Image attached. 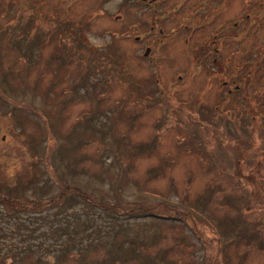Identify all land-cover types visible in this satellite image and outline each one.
<instances>
[{"label":"rangeland","instance_id":"obj_1","mask_svg":"<svg viewBox=\"0 0 264 264\" xmlns=\"http://www.w3.org/2000/svg\"><path fill=\"white\" fill-rule=\"evenodd\" d=\"M0 1V193L47 201L67 183L158 209L126 218L76 191L11 215L0 203V264H264L262 114L254 122L248 111H228L224 122L216 80L191 58L192 37L159 42L155 19L154 33L119 42L129 13H142L119 11L122 0ZM22 11L27 33L15 24ZM182 14L162 19L165 30ZM80 24L98 45L94 57L78 50ZM40 30L41 46L22 40ZM153 39L145 57L143 41ZM259 40L264 28L246 31L247 55L264 51ZM107 45L124 59L118 68L107 63ZM156 75L171 101L144 104L137 91L145 100L160 91Z\"/></svg>","mask_w":264,"mask_h":264},{"label":"flooded vegetation","instance_id":"obj_2","mask_svg":"<svg viewBox=\"0 0 264 264\" xmlns=\"http://www.w3.org/2000/svg\"><path fill=\"white\" fill-rule=\"evenodd\" d=\"M176 1L170 0L166 4L165 0H141L143 12H148L151 3L159 4L161 2L162 6L158 7V10L162 11L161 9L166 8L165 5L174 8ZM198 1L190 0L181 10L189 4L193 5L192 21L186 25V28L190 27L193 45L203 40L207 43V53L202 60L206 64L205 68L209 80L215 81L217 74V78H219L217 85L219 86L221 83L223 88L221 98L227 100L232 109H245L247 105L252 108H259L260 106L264 109V93L260 90V83L257 81L258 76H250L252 72L245 71V64L244 69H242L245 58L243 43L247 27L246 16L247 11L253 6L246 2L247 0H240V4L236 0ZM263 3L264 0L259 2V4ZM255 4L257 9L259 7L257 0H255ZM258 11H248L250 21L251 17L256 15ZM198 21L205 23L200 30L198 29ZM248 25L257 32L264 28L259 17L252 18ZM148 33L150 31L146 29L143 36L136 39H144ZM254 41L251 40L253 44ZM262 42L259 40V44Z\"/></svg>","mask_w":264,"mask_h":264},{"label":"trees","instance_id":"obj_3","mask_svg":"<svg viewBox=\"0 0 264 264\" xmlns=\"http://www.w3.org/2000/svg\"><path fill=\"white\" fill-rule=\"evenodd\" d=\"M165 2H166V4L169 3L168 0H165ZM11 4L12 3L9 2V5H11ZM1 5H3L2 1H0V6ZM161 6H162L161 2L159 4L158 3H155V4L151 3L148 12L146 14L142 13L143 17H142V20L140 18L141 25L139 27L138 32H140V31L141 32H145L146 29H148L150 31L149 18H151V17H152V20L154 18L155 19H159L158 23L160 25H163L162 28L165 27V25H164L165 21L163 23L162 19L166 18L165 14L169 11L170 6L165 5L166 8L165 9H161L162 11L158 12L157 8L161 7ZM21 14H22L23 17H21V16L19 17L17 23H15L16 27L18 25L23 27L26 24V22H27V15L24 14V11H22ZM180 19H178V22L176 21L174 23V25H172V26L178 28L179 25H180V21H181ZM46 20H48V14L47 15L45 14V16L43 17V20H42L41 23H37V25H35L36 29L39 30L41 28V26H43V21L45 22ZM129 24L131 25L130 22H129ZM26 28L23 29V31L25 30L24 33H27V29ZM124 28H126V27H124ZM124 28H122V29H124ZM9 30L11 31L12 29L9 28ZM33 39H34V42L36 40V43L39 46H41V44H43L42 40H44V42H45L47 37L45 36V38H43V34H41V30H40L39 35H38L37 38H34V35L32 34L26 39V41L28 43H30ZM80 40L82 41V43L79 41V43L76 44L77 47H78V50H80L81 52H84V53H88L91 57H94L96 55L95 51L97 50V47L96 46H90L89 47L88 44H87V39L85 37H82V38L80 37ZM117 40H119V42H121V41L123 42L122 38H118ZM21 44L23 45V43H21ZM148 45H149L148 41H143V48H145V46H148ZM31 47H38V46L34 43V46H31ZM105 54H106V57L109 59L107 63L112 64V66H114V68H118V66L120 65L119 62L124 61L122 56H118L113 51L112 46L109 47L107 50H105ZM112 54H114V55H112ZM253 54H254V52H251L249 55H247V54L246 55L251 57V56H253ZM90 60H88L87 62H89ZM103 67L105 69H107V68H110V65L106 64V65H103ZM134 82L137 83V81H135V80H134ZM154 92H156V91L155 90H151L150 93H154ZM262 112H264L263 108H262ZM138 113H140V112H138ZM252 113H254V112H252ZM126 138L127 137H123V135H121L119 140H126ZM142 146L144 147V144H141L140 148H143ZM250 177L254 178V180H255V174H254V176L250 175ZM63 185H65V187L63 188L61 193H59V194H57V195H55L53 197H50V199L47 200V201H44V199L35 198V197H31V198H28V199H23L21 197L17 198V199H15V197L8 198V197H6L4 195V192H1L0 193V203L3 204V206L8 210V212H9L8 214L11 215V214H17V213H19L21 211H27V210L28 211H34V209L35 210L36 209L40 210L43 207H49V206L52 207V205H54V204H56V203H58L60 201L59 199H61L64 196V194H66L67 192L76 191L83 198H85L87 201L92 202V203H94L95 205H98V206H103V207H105L104 209H108V210H112V211L116 210L120 215H124V217H127V218L134 217L135 215H142V214L147 215V213H149V215H155V212H156V209H157L156 208L157 206H155V205L144 206L143 204H140V203H137V202H134V201H124V200L110 201V200H106V199H103L101 197L96 196L93 193L88 192L83 187H78V186H74V185H68L67 183H63ZM164 202H166V201H164ZM168 203L169 202H167V204ZM161 206H163V205H161ZM177 214H179V212H176V215ZM12 228H13V226H12ZM239 264H241V263H239Z\"/></svg>","mask_w":264,"mask_h":264}]
</instances>
